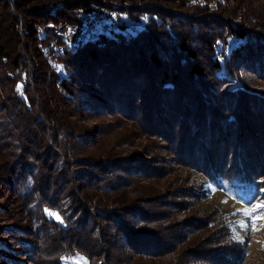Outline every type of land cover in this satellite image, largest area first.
I'll use <instances>...</instances> for the list:
<instances>
[{
    "label": "trees",
    "instance_id": "trees-1",
    "mask_svg": "<svg viewBox=\"0 0 264 264\" xmlns=\"http://www.w3.org/2000/svg\"><path fill=\"white\" fill-rule=\"evenodd\" d=\"M104 1L0 0V179L8 182L4 196L25 191V204L37 206L31 225H9L38 238L25 243L37 264H65L63 256L77 253L87 264H142L137 257L171 251L167 230L152 225L170 217L159 208L170 202L139 182L164 167L140 154L131 162L82 154V140L94 141L82 115L140 118L144 131L166 137L180 163L203 168L244 201L264 186V164L251 146L264 127V91L252 88L246 74L264 79V4L111 0L106 31L73 45L53 28L84 23ZM234 143L239 151L227 154ZM230 245L240 247L232 250L235 260L195 247L193 261L201 263L192 264L204 256L206 264H237L244 250L237 241Z\"/></svg>",
    "mask_w": 264,
    "mask_h": 264
},
{
    "label": "rangeland",
    "instance_id": "rangeland-1",
    "mask_svg": "<svg viewBox=\"0 0 264 264\" xmlns=\"http://www.w3.org/2000/svg\"><path fill=\"white\" fill-rule=\"evenodd\" d=\"M105 1L110 3L111 0ZM196 1H198L195 2L196 4L203 5L204 0ZM230 1V5H232L237 0ZM222 2L223 7L229 4V0H222ZM255 2L264 4V0H255ZM208 4L213 7L212 1H209ZM188 8H194V6L182 9L190 10ZM39 28L41 27L39 26ZM60 66L59 64L58 68ZM248 73L246 74L249 76L252 88L264 91V79ZM22 78L26 81L25 76ZM16 89L19 91V88L16 87ZM257 96L259 98V95ZM254 104V110L259 109L258 105ZM257 104L259 103L257 102ZM80 118L83 121L81 124L88 126L85 128H89L90 137L92 134L94 138L93 142L87 144V141L82 140L81 143H85L86 146V149L82 150V154L94 153L100 156L106 155L105 153L117 154L122 158H127L129 162L134 160L135 155L140 154L143 157H150L151 163L157 167H164L159 176L147 179L140 176L139 182L150 188L147 190L148 192L155 195L163 194V198L160 199L170 202V208L167 205L159 207L161 210H170V217L160 221V226L152 225L161 233L162 229L159 227L170 232L165 231L164 238H170L171 251L160 257H142V259L137 257L136 259L140 263L168 264L170 260V264H174L181 258L186 261L191 258V264L199 262V260L193 261L192 258L194 256L191 250L195 247L203 248V250L213 248L216 254L221 252L223 256L225 255V259L228 258L232 261L237 257L232 253V250L237 251L240 248L238 246L232 248L230 244L233 240L237 241L244 250V254L237 264H264V219L259 218L264 216V208H260L257 213H254V216L257 217L255 222L252 217L244 215L243 212L244 209L250 211L252 207L264 204V186L255 200L244 201L240 197L231 195L224 186L213 183L202 171L203 168H193L185 163H180L166 137L155 135L152 131H144L142 129L144 123L140 118L134 120L120 113L85 114ZM259 123L257 122V125ZM230 133H233L231 128ZM254 133L258 134V137L251 142V146L252 149L255 147L253 151L257 153L256 160L264 164V127L257 128ZM249 138L248 136L247 139ZM238 143H234L231 146L234 151L231 150L227 154L237 153L239 151ZM173 144L174 146L178 145V141ZM76 149L78 150L77 147ZM259 180L264 185V166ZM7 183L0 179V203L4 205L0 206V239L6 244L3 245L0 242V264H37L34 261L33 250L25 243L38 242V238L24 235L20 229L10 228L11 225L16 227L31 225L28 216L32 220L37 217V206L25 204L30 200V195H26L25 191L21 196L15 193L4 196L3 184ZM26 207H31L30 211ZM51 213L52 211H49V214ZM199 218L203 219L205 224L195 226L193 221ZM210 220H213V223L207 225ZM242 223L246 227H242ZM169 227L170 229H168ZM224 235L228 240H223ZM209 240L212 241L208 242ZM204 241L206 244L203 243ZM225 248L229 249V253L222 251ZM205 257L207 256L203 257L202 264H206ZM62 259L65 264L88 263L87 257L81 253L65 255Z\"/></svg>",
    "mask_w": 264,
    "mask_h": 264
},
{
    "label": "built area",
    "instance_id": "built-area-1",
    "mask_svg": "<svg viewBox=\"0 0 264 264\" xmlns=\"http://www.w3.org/2000/svg\"><path fill=\"white\" fill-rule=\"evenodd\" d=\"M81 15V13H78L79 17ZM112 17L113 11L109 2H100L93 6L91 14L84 20V23L62 21L54 23L53 28L58 35L64 37L73 45H77L86 40L91 32L99 28L106 31L109 24H111Z\"/></svg>",
    "mask_w": 264,
    "mask_h": 264
},
{
    "label": "snow or ice",
    "instance_id": "snow-or-ice-1",
    "mask_svg": "<svg viewBox=\"0 0 264 264\" xmlns=\"http://www.w3.org/2000/svg\"><path fill=\"white\" fill-rule=\"evenodd\" d=\"M260 208H264V204L259 205L257 207H252L251 210L249 211L248 209H244V215L252 217L253 218V222H255V219L257 218L256 216H254V213H257L259 211ZM259 218L264 219V216H261ZM242 227H246V225H244L243 223L241 224ZM238 238V237H236Z\"/></svg>",
    "mask_w": 264,
    "mask_h": 264
}]
</instances>
